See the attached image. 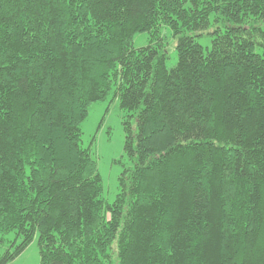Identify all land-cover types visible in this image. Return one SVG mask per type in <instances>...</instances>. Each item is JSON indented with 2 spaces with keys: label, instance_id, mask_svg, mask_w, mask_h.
I'll return each instance as SVG.
<instances>
[{
  "label": "trees",
  "instance_id": "16d2710c",
  "mask_svg": "<svg viewBox=\"0 0 264 264\" xmlns=\"http://www.w3.org/2000/svg\"><path fill=\"white\" fill-rule=\"evenodd\" d=\"M111 94L109 204L82 125ZM36 237L41 264H264V0H0V264Z\"/></svg>",
  "mask_w": 264,
  "mask_h": 264
},
{
  "label": "rangeland",
  "instance_id": "374dc122",
  "mask_svg": "<svg viewBox=\"0 0 264 264\" xmlns=\"http://www.w3.org/2000/svg\"><path fill=\"white\" fill-rule=\"evenodd\" d=\"M167 32V31H166ZM168 33V32H167ZM167 68H175L178 61L177 41L169 33ZM199 43L206 48H211V37L200 38ZM134 48H142L149 44V34L141 33L134 37ZM127 113L121 108L119 98L113 94L105 101L91 105L88 118L82 125V145L91 148L93 158L98 163L99 174L103 181L104 200L112 204L119 193V178L124 169L130 168L131 163L125 153L126 133L124 122ZM135 127V120L132 121ZM14 240V235L8 236ZM13 264H41L38 237L33 243L13 262Z\"/></svg>",
  "mask_w": 264,
  "mask_h": 264
}]
</instances>
